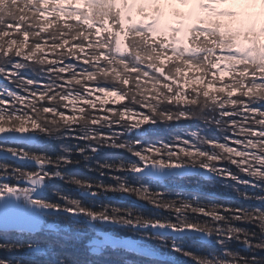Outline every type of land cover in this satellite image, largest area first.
<instances>
[{
    "label": "snow or ice",
    "instance_id": "1",
    "mask_svg": "<svg viewBox=\"0 0 264 264\" xmlns=\"http://www.w3.org/2000/svg\"><path fill=\"white\" fill-rule=\"evenodd\" d=\"M97 93L127 103L98 109ZM161 124L167 141L149 135ZM42 142L59 151L30 150ZM0 161V236L15 237L0 251L25 253L0 264H264V0H0ZM217 185L249 206L185 190Z\"/></svg>",
    "mask_w": 264,
    "mask_h": 264
},
{
    "label": "trees",
    "instance_id": "2",
    "mask_svg": "<svg viewBox=\"0 0 264 264\" xmlns=\"http://www.w3.org/2000/svg\"><path fill=\"white\" fill-rule=\"evenodd\" d=\"M78 6H81V5H78ZM121 39L123 40L124 37H121ZM125 43H126V41H125ZM224 78H225V80H227L229 78L228 73H225ZM9 87H12V85H9ZM95 96H103V97H105V100L108 101L104 105V107H105L104 109L111 108V107L119 108L122 104L127 103V100H120V99L118 100V97L112 96V95H110L109 97H106L103 94L97 93L94 95L93 99L95 98ZM80 106L81 105H79V107ZM97 108L98 109L100 108V104H97ZM65 111H68V109H66ZM140 111H145V110L140 109ZM69 115L71 116L72 113H69ZM139 119H141V117L133 115L130 117V120L128 122H136ZM196 123H198V122H196V121L169 122L167 126L171 127L173 129V131H175V132L193 131V130H195L194 125ZM201 126H203V125L201 124ZM147 127H148L147 125H142V128H147ZM165 127L166 126L164 124H161L159 127V130L156 133H154V134L150 133L149 135H151L152 138H154V139L159 137V138H162V139L167 141L170 139V134L167 131H165ZM211 134L218 135V133H215V132H213ZM63 142L64 143H75V141H63ZM59 143L60 142H53L51 145H49L47 142H42L38 146H30V150H32V151L43 150V151L49 152V154H55V152L59 151V148H58ZM110 157L112 158V160H117V159H121V158L125 159V160L134 159V157H132L131 154H129L127 152H124V151L110 152L109 150L107 152V149L101 151V153L98 156H96L95 159L100 160V161H104L105 159H108ZM0 162L12 163V161H0ZM223 166L232 167L233 171L236 170L235 166L229 165L226 162L223 164ZM68 171L71 174H75V175L80 176V177H89V175H90L89 173H92V172L86 171L84 169L83 165L70 168V169H68ZM95 174L98 176V178L100 180L103 179L105 181V183H109V184L113 183V182H111L110 179L105 178V177H101V176H99L98 173H95ZM116 174L119 175L121 173H116ZM54 185H55L54 186L55 188H58L64 192L68 193L69 195H72V196L78 198L77 192L74 191V189H71L74 186L66 185L61 181H55ZM152 186H153V188H159L160 187V185H158L154 182H153ZM182 186H183L182 182H174V183H170L168 185L169 189L173 192L178 187H182ZM185 190L186 191H198L201 193L202 198L205 196H208V195H213L216 198H218L219 200H228V201H231L232 203L244 204V206H246V207L249 206L248 203L241 200L240 197L234 191H232L230 189H224L221 185H217L213 189H208L205 187V188H201V189L187 188ZM108 195L110 197H112L111 203L121 205L124 207L133 208L134 210L144 214L145 216L153 215L156 212V209H154L151 205L147 204V202H145V201L138 200L135 196L128 197L127 199L120 197V199L115 200L114 196L119 197V194H115L114 196H112L113 195L112 193H108ZM52 198L54 199L55 197H52ZM169 198H174V196H170ZM104 202L107 203L109 201H104ZM204 202L206 203L207 200L205 199ZM163 215H168V213L164 212ZM238 226L249 227L248 225H243V224L238 225ZM119 235L125 236V235H127V233L121 232V233H119ZM4 239H10L11 240V239H15V237L0 236V241H3ZM30 239H36L39 241V240L45 239V237H42V234H41V237H35V238H30ZM48 239H54V238L49 237ZM194 247L206 250L208 246L206 244L196 242ZM232 247L235 249L239 248V246L237 244H233ZM55 253H56V255H59L61 257H65V258H71L78 253L82 255L83 244H79V245H75V246H73L72 244H60V245H57L55 247ZM24 255H25V253L10 254L7 252L0 251V258H13L14 257V258L19 259L20 257H22ZM122 255L123 254H118V253L109 251L105 254V256L102 259L104 261H118ZM262 255H264V254H262ZM125 258L130 260V261H134V262L138 260V258L133 256V255H128ZM48 259H49L48 257H42V261L44 262V264H46ZM52 259H55V256H53Z\"/></svg>",
    "mask_w": 264,
    "mask_h": 264
},
{
    "label": "rangeland",
    "instance_id": "3",
    "mask_svg": "<svg viewBox=\"0 0 264 264\" xmlns=\"http://www.w3.org/2000/svg\"><path fill=\"white\" fill-rule=\"evenodd\" d=\"M110 95H108V96H106V97H109ZM100 97H102L104 100H105V97H103V96H100ZM94 100H96V96H95V98H94ZM118 100H119V98H118ZM65 103H67V102H65ZM96 103L97 104H100V102H99V100H96ZM79 103L77 104V111L79 110ZM104 107V106H103ZM105 108V107H104ZM69 113H72V108H71V105H69V108H68V111H66V114L67 115H69ZM70 116V115H69ZM110 152H113V151H111V150H109ZM107 152H108V150H107ZM90 175H89V177L91 178V179H95V180H100L99 178H98V176L95 174V173H89ZM116 174V173H115ZM96 175V176H95ZM106 178V177H105ZM111 182H113L112 180H111ZM114 183V182H113ZM55 186V185H54ZM71 189H74V191H76L77 192V194H78V189L74 186V187H72ZM112 196H114V194L112 195ZM128 197H125L124 199H127ZM102 199V198H101ZM114 199L116 200V199H120V196L119 197H117V196H114ZM38 212H39V210H37Z\"/></svg>",
    "mask_w": 264,
    "mask_h": 264
}]
</instances>
